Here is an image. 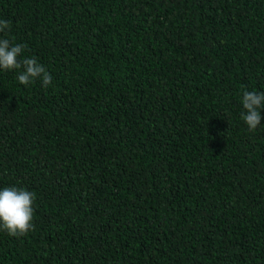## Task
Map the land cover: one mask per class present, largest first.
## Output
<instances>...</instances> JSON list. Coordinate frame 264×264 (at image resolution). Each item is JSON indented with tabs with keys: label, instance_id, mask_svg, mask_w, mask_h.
Returning a JSON list of instances; mask_svg holds the SVG:
<instances>
[{
	"label": "trees",
	"instance_id": "1",
	"mask_svg": "<svg viewBox=\"0 0 264 264\" xmlns=\"http://www.w3.org/2000/svg\"><path fill=\"white\" fill-rule=\"evenodd\" d=\"M52 83L0 70V264H264V0H0ZM264 118V109L261 110Z\"/></svg>",
	"mask_w": 264,
	"mask_h": 264
},
{
	"label": "clouds",
	"instance_id": "2",
	"mask_svg": "<svg viewBox=\"0 0 264 264\" xmlns=\"http://www.w3.org/2000/svg\"><path fill=\"white\" fill-rule=\"evenodd\" d=\"M11 24L0 19V33L9 30ZM26 48L24 44H14L8 38H0V70L18 71L17 79L22 85H29L36 79L47 87L52 83L49 71L36 58L21 56ZM242 106L244 111L240 118L250 131H255L261 124V110L264 109V92L243 91ZM36 193L17 186H6L0 190V231L9 236H25L34 231Z\"/></svg>",
	"mask_w": 264,
	"mask_h": 264
}]
</instances>
